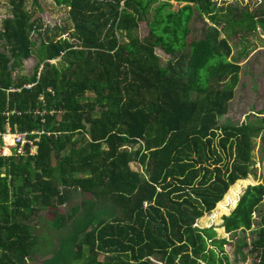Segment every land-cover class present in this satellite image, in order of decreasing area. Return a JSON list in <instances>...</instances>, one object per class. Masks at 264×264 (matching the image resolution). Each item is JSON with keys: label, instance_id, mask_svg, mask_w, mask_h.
<instances>
[{"label": "trees", "instance_id": "1", "mask_svg": "<svg viewBox=\"0 0 264 264\" xmlns=\"http://www.w3.org/2000/svg\"><path fill=\"white\" fill-rule=\"evenodd\" d=\"M49 2L65 9L62 24L50 20ZM255 3L6 0L0 133L38 141L33 154L26 145L0 155V264L29 263L43 218L56 231L71 227L43 264H230L224 246L247 232L255 238L236 241L235 252L249 247L264 264V179L247 182L252 139L264 159V116L223 118L243 40L264 27V0ZM157 48L169 55L164 65ZM73 192L91 201L60 214ZM216 206L212 218L224 215L219 232L231 242L196 226Z\"/></svg>", "mask_w": 264, "mask_h": 264}, {"label": "rangeland", "instance_id": "2", "mask_svg": "<svg viewBox=\"0 0 264 264\" xmlns=\"http://www.w3.org/2000/svg\"><path fill=\"white\" fill-rule=\"evenodd\" d=\"M211 1L217 2L218 4L220 3L231 4L234 0H211ZM246 2L247 4L245 5V7L248 6L252 10L255 9L257 6H259V4L256 6L255 0H246ZM5 5H6V0H0V9H2V15L5 14L3 8ZM173 5L176 8V5L175 4ZM48 6H50L49 9L53 10L52 16H50V20L51 21L55 20V22L62 24L63 20L67 17L65 9L62 10L60 8H57L56 6L52 5L51 2L48 3ZM46 22L48 23L49 26H52L55 23V22L52 23L50 21H46ZM146 32H147L146 24L144 22H141L140 28L138 30V34L140 36H144ZM36 38L37 37H35V34H33L32 39L36 40ZM243 44L246 45L247 54L245 56L238 58L239 64L241 65V71L239 73V83L234 90L233 99L228 104V114L223 118L229 119V123H232L233 120H236L235 118H240L241 120H243L244 116L245 117L247 116V119L250 120L252 124H255L257 120H259L261 117L264 116L263 114L264 113L263 112L264 111V27L258 28L254 33L247 35V38L243 40ZM241 47H242L241 43L236 42L232 44L233 56H236L238 54V52L241 50ZM155 52L160 56L161 65H164L169 55L165 54L159 48H157ZM35 62L36 59L33 57H30L23 61L25 74L30 73ZM259 112H263V113L259 114ZM223 118L221 119V121L224 120ZM252 141L254 143L255 148L252 152L253 161L251 168V176H249L247 180V182L249 183L248 186L255 185L264 179V159L259 158L256 150L257 143L260 142V139L259 137L254 138L252 139ZM131 169L134 172H138L142 176H144V169L140 165H138V163L136 162L132 163ZM85 201L87 202L91 201L89 195L85 196L80 192L79 193L73 192L70 194L68 198L67 205L65 207L59 208L58 212L60 214L69 213L71 207L80 206L82 203L84 204ZM217 206L211 213H208L204 217L199 219L197 221L196 226L202 229L210 228L213 226L217 231L218 238L226 239L228 242H231L229 240L230 237L228 234H226V236H223V234L219 232L218 224L220 222L221 224L223 223L222 216L224 215L220 216L219 223L218 222L216 223L215 219L212 218L213 213H215V210H217L218 208ZM263 211H264V207L261 208V212ZM210 215H211L210 226L202 225L201 223L203 218L207 220V218ZM256 220H258V217ZM35 222H36V226L34 227V233L37 234L38 236V241H37L38 246L34 250V253L31 256L28 264H43V260L50 258L54 250L57 249V242L59 238L68 236V234L71 232L70 229L71 227H66L56 231L53 228H51L48 224H46L47 222L46 218H43V220L37 219ZM253 238H255V235H251L249 234V232H247L245 238H242L239 235L233 240L231 245L227 244L224 246L225 252L229 255L230 264H255V263L257 264L253 256L248 254L249 247L242 249L243 255H240L237 252H235V248L237 246L236 241L241 243L243 242L250 243ZM85 258L86 256H83L81 260L79 259L73 260L70 258L67 264H82Z\"/></svg>", "mask_w": 264, "mask_h": 264}, {"label": "built area", "instance_id": "3", "mask_svg": "<svg viewBox=\"0 0 264 264\" xmlns=\"http://www.w3.org/2000/svg\"><path fill=\"white\" fill-rule=\"evenodd\" d=\"M27 136V132L12 133L10 128L0 133V155L3 157L20 156L26 145L29 146L30 154H33L35 150L33 142L37 139L31 140Z\"/></svg>", "mask_w": 264, "mask_h": 264}, {"label": "bare ground", "instance_id": "4", "mask_svg": "<svg viewBox=\"0 0 264 264\" xmlns=\"http://www.w3.org/2000/svg\"><path fill=\"white\" fill-rule=\"evenodd\" d=\"M33 135V134H32ZM30 139V138H29ZM38 141V140H37ZM35 143V142H34ZM34 143H33V145H34ZM28 147V146H27ZM25 148V147H24ZM25 149H27V148H25ZM24 152V151H23Z\"/></svg>", "mask_w": 264, "mask_h": 264}, {"label": "water", "instance_id": "5", "mask_svg": "<svg viewBox=\"0 0 264 264\" xmlns=\"http://www.w3.org/2000/svg\"><path fill=\"white\" fill-rule=\"evenodd\" d=\"M228 190H229V189H228ZM237 202H238V201H237ZM237 202H236V203H237ZM234 207H235V205H234ZM233 209H234V208H233ZM233 209H232V210H233ZM230 213H231V212H230ZM228 215H229V214H228ZM225 216H226V215H225Z\"/></svg>", "mask_w": 264, "mask_h": 264}, {"label": "crops", "instance_id": "6", "mask_svg": "<svg viewBox=\"0 0 264 264\" xmlns=\"http://www.w3.org/2000/svg\"><path fill=\"white\" fill-rule=\"evenodd\" d=\"M8 128H10V127H7V129H8ZM236 204H237V203H236ZM236 204H235V206H236ZM234 208H235V207H234ZM229 214H230V213H229Z\"/></svg>", "mask_w": 264, "mask_h": 264}]
</instances>
